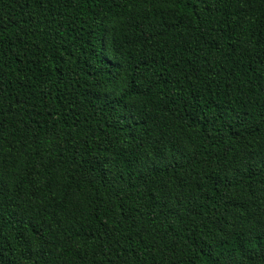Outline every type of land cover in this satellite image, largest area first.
<instances>
[{
	"label": "trees",
	"instance_id": "1",
	"mask_svg": "<svg viewBox=\"0 0 264 264\" xmlns=\"http://www.w3.org/2000/svg\"><path fill=\"white\" fill-rule=\"evenodd\" d=\"M0 264H264V0H0Z\"/></svg>",
	"mask_w": 264,
	"mask_h": 264
}]
</instances>
